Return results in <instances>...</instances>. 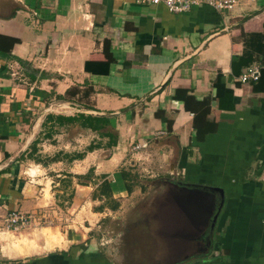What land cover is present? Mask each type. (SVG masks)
Wrapping results in <instances>:
<instances>
[{"label":"crops","instance_id":"obj_1","mask_svg":"<svg viewBox=\"0 0 264 264\" xmlns=\"http://www.w3.org/2000/svg\"><path fill=\"white\" fill-rule=\"evenodd\" d=\"M236 8L170 14L135 0H0V36L19 41L9 56V41L0 39V217L47 206L40 198L46 179L73 184L69 202L79 207L94 189L78 177L91 169L116 180L113 195L122 197L120 170L132 158L129 166L148 178L174 173L171 181L201 188L219 204L212 234L192 229L187 239L177 235L176 247H207L200 264H264V92L232 68L233 56L245 52L242 33L264 34V0ZM87 62L110 63L109 74L86 70ZM219 74L226 85L218 90ZM178 90L194 100H177ZM80 114L109 118L105 132L118 135L117 145L53 118ZM105 146L109 156L98 161ZM72 240L36 253L11 239L0 264H117Z\"/></svg>","mask_w":264,"mask_h":264},{"label":"rangeland","instance_id":"obj_2","mask_svg":"<svg viewBox=\"0 0 264 264\" xmlns=\"http://www.w3.org/2000/svg\"><path fill=\"white\" fill-rule=\"evenodd\" d=\"M67 111L69 110L67 109ZM75 131L77 132V130ZM69 132L73 135L74 131ZM84 135L85 133L78 145V149L81 147L82 151L85 150L89 141V138ZM72 147L73 145L69 149L72 150ZM105 148L103 154L95 155L98 161L109 156L110 151L107 150V146ZM38 159L36 158L34 162L38 163ZM131 159L120 171L129 173L128 182L132 191L127 190V182L124 180L125 195L114 197V200H102L96 196L97 192L95 191L98 188L96 183L100 184L103 180L102 176H104L101 171L98 176H95L94 172L93 179L81 180L83 183H92L94 192L91 200L79 207H77L79 202L74 205V202H69L73 198V191H75L73 184L67 185L62 182L57 186L58 179L55 178L53 184L51 183L52 179H46L41 188L47 191H43L40 198L42 204L48 205L31 212L29 210L21 211L22 214L32 216L25 227H20L17 230L9 229L5 220L10 213L8 211L5 212L6 215L0 217V248L5 250L4 254L9 255L6 248H8L11 239H16L17 247H21L22 250L32 252L34 248H37L36 253L45 252L44 246L52 247L50 244H54L53 242L61 243L63 239L64 242L75 239V243L79 242L76 247L86 249L85 254H89L87 245L91 244L94 250L96 248L104 257L117 264L197 263L200 257L190 254L188 244L181 243V248V244L176 247L177 235L180 238L182 236L180 234L184 235L194 229L179 206L180 198L182 197L183 200L186 197L183 193L185 191H181L184 187L176 186L175 182L171 181L175 176L169 173L164 175L165 178H148V174L142 172L140 166L133 168L129 166ZM60 174L62 175L60 179H62L65 172ZM108 180L111 185L117 182L113 178ZM65 181L71 180L66 178ZM56 190L63 191V194H59L61 195L60 199L53 195V191ZM117 202L120 206L117 210H113L112 208ZM93 213L95 215H92ZM45 227H51V229L45 230ZM200 230L203 231L202 228ZM12 231L19 232V234L9 233ZM12 251L9 252L12 253ZM190 258L193 259L190 260Z\"/></svg>","mask_w":264,"mask_h":264},{"label":"trees","instance_id":"obj_3","mask_svg":"<svg viewBox=\"0 0 264 264\" xmlns=\"http://www.w3.org/2000/svg\"><path fill=\"white\" fill-rule=\"evenodd\" d=\"M244 45H245V52L242 56H233L232 59V68H233V74L234 76H240L243 69L245 70L247 67L257 64V63H264L261 61V56H264V34L262 33H242ZM0 39H6L9 41V46L5 50L7 54L10 56L11 48L19 42L18 40L14 38H5L4 36H0ZM98 66V68H92V67ZM86 70H91L96 72V74H109L110 71V63H103V62H87L86 63ZM225 79L222 74H219L217 79L214 82V87L216 89H221L222 87H225ZM254 91L255 92H264V68L261 71V77L260 79L254 83ZM175 98L177 100H183L188 103L190 100H194L191 95H189V92L186 90H178ZM55 118L59 123H65L66 125H75L79 124L83 128H87L92 130L93 132L99 133V135L106 137H109V147H113L117 145L118 135L112 132H105V129L110 126V119L107 117H101V116H93V115H84L80 114L75 117H53ZM172 121L169 122V129L172 128ZM97 146L92 145L89 150L95 149ZM82 157V156H80ZM92 175H94V169H91L89 173L85 176H79L80 184L81 185H87V183L81 182L82 179L85 178H92ZM123 180H125L126 188L129 192L132 191L131 185H129V179L130 175L127 172H122ZM102 182L100 184L96 183L98 185L97 188V197L108 200H114L113 190L111 182L108 180L107 175L102 176ZM115 202V201H114ZM120 204L117 202L113 206V210H117L119 208ZM103 209V207H102ZM199 257H202L200 255H196ZM201 259V258H200ZM222 259L219 258V260H215L216 262H220ZM223 261V260H222Z\"/></svg>","mask_w":264,"mask_h":264},{"label":"built area","instance_id":"obj_4","mask_svg":"<svg viewBox=\"0 0 264 264\" xmlns=\"http://www.w3.org/2000/svg\"><path fill=\"white\" fill-rule=\"evenodd\" d=\"M139 5L158 7L163 6L170 14H186L190 13L194 9L209 7L217 12L231 11L239 6L241 0H135ZM264 68L262 64H253L247 67L239 76V81L243 84L257 82L261 77V71ZM163 133H156L158 137ZM147 143L138 145L134 148L138 152L141 148H146ZM171 175H175L172 173ZM32 216H27L17 211H13L8 214L5 219L8 228L19 229L25 227Z\"/></svg>","mask_w":264,"mask_h":264},{"label":"water","instance_id":"obj_5","mask_svg":"<svg viewBox=\"0 0 264 264\" xmlns=\"http://www.w3.org/2000/svg\"><path fill=\"white\" fill-rule=\"evenodd\" d=\"M259 13L260 12L255 13L254 15H252V17L258 15ZM176 186L184 187L181 191H185L183 193L186 195V197L185 198L183 197L184 198L183 200L182 197L180 198L179 206L182 208V211L186 215V218L189 219L194 230L196 229L195 231H200L201 233L202 232L200 230L201 227L206 226L208 228L210 224L213 228L212 229L213 232L215 228V224L219 217V212L221 210L219 209L218 213H215L216 201L209 202L208 201L209 193L205 191L203 192V189L201 188H197L187 184H181V185L176 184ZM204 196L207 197V202H206L207 205L201 204V199Z\"/></svg>","mask_w":264,"mask_h":264},{"label":"flooded vegetation","instance_id":"obj_6","mask_svg":"<svg viewBox=\"0 0 264 264\" xmlns=\"http://www.w3.org/2000/svg\"><path fill=\"white\" fill-rule=\"evenodd\" d=\"M210 202V201H209ZM201 204H206L205 202H201ZM207 205V204H206ZM216 207H217V209L215 210V213L218 211V209H219V204L218 205H216ZM210 228H211V225L209 224V226H208V228L206 229L207 230V236H210V233H211V230H210ZM184 235H186L185 233H184ZM184 235H182V237L181 238H186L187 239V235L186 236H184ZM189 237H192L193 238V235H189ZM206 237V236H205ZM188 250H190V254L191 255H197V254H199L200 255V253H203V254H201L200 256H203V255H205V254H207V247H203V246H201L200 244L198 245H196V244H194V248H190V249H188ZM189 256V255H188ZM195 256H193V257H195ZM176 257H177V254H176ZM192 258H190V260H191ZM201 260V259H200ZM200 260H198L197 261V263L198 264H200L201 262H200ZM200 262V263H199ZM182 264H185V262L184 263H182Z\"/></svg>","mask_w":264,"mask_h":264}]
</instances>
